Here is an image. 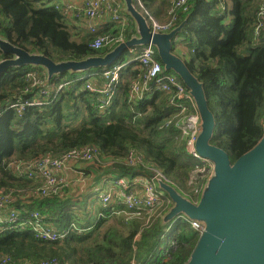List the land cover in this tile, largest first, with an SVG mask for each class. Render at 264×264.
<instances>
[{
    "label": "trees",
    "instance_id": "trees-1",
    "mask_svg": "<svg viewBox=\"0 0 264 264\" xmlns=\"http://www.w3.org/2000/svg\"><path fill=\"white\" fill-rule=\"evenodd\" d=\"M55 1L67 2L0 0V38L55 63L81 61L112 51L91 49L94 37L69 25L52 5ZM136 1L147 19L154 17L159 21L163 13L166 21L169 19L171 0ZM263 5L264 0H190L189 12L178 13L176 27L185 24L180 37L189 54L186 66L203 85L208 107L217 120L210 143L225 150L232 164L253 149L264 134V29L255 35L257 14ZM222 6L226 11H221ZM128 18L131 25L125 31L126 41L134 35L133 21L130 15ZM120 31L116 30L113 36ZM140 48L126 51L114 64L123 67L115 96L104 110L98 108L100 95L91 93L87 82L92 80L100 89L105 83V71L112 66L98 68L86 76L72 72L54 76L51 82L60 83L63 88L52 91L41 106L27 107L21 115L12 107L15 93L24 89L28 71L43 74L44 70L24 65L11 67L0 75V191L12 192L13 206L21 217L37 211L47 224L68 232L64 239L48 242L36 239L31 229L8 227L0 233V258L10 256L16 262L32 263L57 260L62 264L188 262L199 233L184 217L165 220L174 206L167 194L163 205L139 218L116 215L113 211L122 209V205L105 207L97 197L102 206L99 215L104 217L98 215L94 223L88 210H83L84 218L77 215L81 200L69 191L72 186L87 187L92 181L91 187L99 192L95 186L105 175L147 176L145 168L124 164L133 152L146 165L160 170L182 196L193 202L201 197L206 179L195 174L200 164L185 152L178 139L173 124L177 110L169 104V95L156 91L137 103L128 101L131 84L141 73L138 62L133 60ZM10 59L12 55L0 51V62ZM168 72L180 79L173 71ZM36 97L38 91L34 89L24 99ZM169 121L171 125L166 127ZM86 146L99 151L100 162L91 164L92 178L90 172L70 181L66 178L61 193L46 198L36 191L40 182L18 177L7 169V163L13 160L30 161L43 155L60 159ZM110 161L114 162L109 164ZM173 238L178 248L168 258L161 248L168 247Z\"/></svg>",
    "mask_w": 264,
    "mask_h": 264
},
{
    "label": "built area",
    "instance_id": "built-area-1",
    "mask_svg": "<svg viewBox=\"0 0 264 264\" xmlns=\"http://www.w3.org/2000/svg\"><path fill=\"white\" fill-rule=\"evenodd\" d=\"M172 8L167 21H158L151 17L148 19L153 32L169 33L177 26L178 13H188L190 0H171ZM52 5L60 11L66 18L78 21L88 34L93 35L90 43L91 49L100 51L104 48H115L126 42L125 31L129 28L130 20L121 0H84L81 6L70 2H54ZM221 11H226L225 6L220 7ZM111 21L119 25L121 31L117 35L99 34L100 21ZM257 26L255 35L259 36L264 29V5L260 7L257 14ZM158 53L154 45L149 44L135 52V59L140 67V76L135 79L130 87L128 101L137 103L142 101L148 94L159 91L169 95V104L176 108L177 115L173 122L178 132V139L183 143L185 152L200 165L196 169V175H202L206 181L213 172V163L203 158L196 148L198 135L201 130V120L195 101L185 84L174 74L166 71L157 58ZM111 67V66H110ZM122 64L112 65L104 73L105 83L97 89L92 80L87 82V89L91 93L100 95L98 108L106 109L112 102L116 88L120 79ZM25 87L22 91L15 93L16 102L12 107L21 115L27 107L41 106L43 99L48 97L52 91L63 88V85L51 82L46 72L40 74L36 70L28 71L25 74ZM36 89L38 97L31 100L24 99V96L32 93ZM171 122H167L166 127ZM100 162L99 151L92 146L75 149L67 153L64 157L57 159L48 155L37 157L30 161L13 160L7 163V169L16 176L26 178L30 181L40 182V187L36 190L41 198L61 193L64 178L59 174L71 164L82 162ZM114 161H110L112 164ZM124 164L131 167H143L149 173L147 176L127 177L121 176L113 180L112 184L100 187L98 197L105 204V207L122 205V209L113 211L116 215L128 217H141L144 214H151L155 209L164 204L165 191L160 183L169 185V180L155 167L146 165L141 156L130 152ZM82 174H80L81 177ZM79 177V178H80ZM140 179H142L140 186ZM83 180V179H82ZM15 200L12 192L0 191V233L8 227L18 229H31L36 239L41 241L56 242L64 239L68 232L59 231L55 227L45 222V218L37 211H32L27 217H21L20 212L13 206ZM100 217H104L102 214ZM186 219V218H185ZM190 227L199 233L203 232L204 226L198 221L186 219ZM178 248L176 239H171L168 247L161 249L165 255L170 257V253ZM0 264H62L57 260H42L37 263L16 262L10 256H2ZM131 264H136L132 261Z\"/></svg>",
    "mask_w": 264,
    "mask_h": 264
},
{
    "label": "water",
    "instance_id": "water-1",
    "mask_svg": "<svg viewBox=\"0 0 264 264\" xmlns=\"http://www.w3.org/2000/svg\"><path fill=\"white\" fill-rule=\"evenodd\" d=\"M123 2L125 11L137 24L138 38L118 45L103 57L62 63H55L43 55H31L0 38V51L13 56V59L0 62V75L11 67L24 65L43 68L49 79L67 72L105 69L130 49L154 45L165 70L179 75L195 101L201 120L196 148L214 166L198 202L160 183L174 203L166 221L180 216L204 226L186 264H264V134L253 149L232 164L225 150L210 143L217 120L208 107L203 85L191 74L185 61L173 53L176 37L185 24L169 33L153 32L148 19L136 9L133 1Z\"/></svg>",
    "mask_w": 264,
    "mask_h": 264
},
{
    "label": "crops",
    "instance_id": "crops-1",
    "mask_svg": "<svg viewBox=\"0 0 264 264\" xmlns=\"http://www.w3.org/2000/svg\"><path fill=\"white\" fill-rule=\"evenodd\" d=\"M67 2H72L73 4L77 5V6H81L84 2V0H66ZM55 2H58V1H55ZM123 2V1H122ZM125 7V6H124ZM137 7V6H136ZM141 14H143L141 11H140ZM154 18V17H153ZM167 19V15L165 13L161 14L159 16V21L163 22V21H166ZM67 22L69 23V25H73L75 26L76 28H78L80 31H82L83 33H86L88 34V32L84 29V27L78 22V21H74L73 19L71 18H66ZM131 20L133 21V30H134V35H132V38H135V37H139V33H138V27H137V24L135 22V20L131 17ZM149 23V21H148ZM130 25H131V22H130ZM77 29V30H78ZM120 27L119 25H117L116 23H113L111 21H103L101 20L100 23H99V34L101 35H113V33L116 31V30H119ZM130 30V29H129ZM90 35V34H88ZM93 37V35H90ZM176 42H175V45L174 46V50H173V53L180 57L182 60L185 61V59H188L189 57V54H188V51L187 49L185 48V46L181 43V37H180V34L177 35L176 37ZM142 48V47H141ZM140 48V50H141ZM114 48H112L113 50ZM193 51V50H192ZM110 53V52H109ZM108 54V53H107ZM106 54V55H107ZM105 56V55H104ZM103 57V56H102ZM135 59V58H134ZM133 59V60H134ZM43 69V68H42ZM45 72V71H44ZM93 73H96V71H92L90 74H93ZM59 76V75H58ZM82 163L80 164H71L69 165L66 169L62 170L59 172V174L61 176L64 177V179L68 178V181H70V177H73L72 179H75V178H78L80 177V174H83L79 168H82ZM93 168L90 167L88 168L87 170L84 171L85 172H90V178H92V171ZM89 174V173H88ZM87 174V175H88ZM123 176H127V177H130L129 175H123ZM117 177H120V176H110V175H105L103 176L96 184L95 188L97 189V191L99 190V186L101 185V187H106V186H109L112 184L113 180H115ZM71 179V180H72ZM95 180V179H94ZM72 182H75V184H78L80 185L79 183H77L76 180H73ZM141 182H142V179H140V186H141ZM92 185V181H90V183L88 184V186H91ZM94 192H96V190H93ZM93 191H90V194L93 192ZM98 194V192H96ZM101 210L98 211L97 215H96V219L94 221V223H97V218H98V215L100 213ZM165 247V246H164ZM24 262H28V263H32L31 261H24Z\"/></svg>",
    "mask_w": 264,
    "mask_h": 264
},
{
    "label": "rangeland",
    "instance_id": "rangeland-1",
    "mask_svg": "<svg viewBox=\"0 0 264 264\" xmlns=\"http://www.w3.org/2000/svg\"><path fill=\"white\" fill-rule=\"evenodd\" d=\"M123 1V0H122ZM133 1V3H134V5L136 6L137 5V7H136V9L140 12V10H142L140 7H139V5H138V3H137V1L136 0H132ZM123 4H124V2H123ZM125 6V5H124ZM230 7V6H229ZM177 40V39H176ZM176 46V45H175ZM34 67H37V66H34ZM41 68V67H40ZM42 69V68H41ZM100 69H102V68H100ZM90 70V71H89ZM89 70H84V71H81L80 72V74L79 75H82V74H84L85 76L88 74V73H90V72H92V71H94V70H96L95 68H91V69H89ZM5 100H7V98H5V99H3V102L5 101ZM93 162H82V168H79L80 169V171L82 172V173H84V171L85 170H87L88 168H90V167H92L91 166V164H92ZM93 168V167H92ZM73 177H70L69 179L71 180ZM93 189L94 188H92L91 186H87V187H84V186H82V189H78V187H76V186H72L70 189H69V191H70V193H71V195H73V197H79L80 198V200L81 201H79V203L77 204V215L78 216H83V210L85 209V210H88V212H89V214H90V219H91V221H95V219H96V215H97V213H98V211L100 210V208L102 207L101 206V204H100V202L98 201V199H97V197H98V194L96 193V192H92L91 194H90V191H93ZM205 189V188H204ZM204 192V191H203ZM201 194H203V193H201ZM84 197V198H83ZM202 197V196H201ZM83 218H84V216H83ZM167 237H166V239H164L165 241H167Z\"/></svg>",
    "mask_w": 264,
    "mask_h": 264
}]
</instances>
